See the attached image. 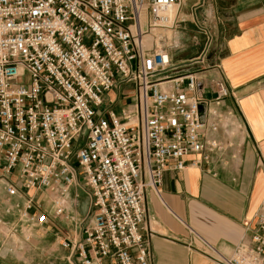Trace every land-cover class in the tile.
<instances>
[{"label": "built area", "instance_id": "built-area-1", "mask_svg": "<svg viewBox=\"0 0 264 264\" xmlns=\"http://www.w3.org/2000/svg\"><path fill=\"white\" fill-rule=\"evenodd\" d=\"M183 3L0 0L1 240L54 228L80 181L94 214L76 237L58 233L69 262L151 264L145 190L157 192L165 171L236 159L243 129L223 105L233 98L224 82L205 86L175 66L172 39L143 38L176 30ZM124 86L133 95L116 114L110 93ZM254 223L229 256L206 244L199 252L217 264H264V198Z\"/></svg>", "mask_w": 264, "mask_h": 264}, {"label": "crops", "instance_id": "crops-1", "mask_svg": "<svg viewBox=\"0 0 264 264\" xmlns=\"http://www.w3.org/2000/svg\"><path fill=\"white\" fill-rule=\"evenodd\" d=\"M187 3L180 6L178 21L194 25L196 21L209 40L174 33L178 48L169 51L172 62L181 70L199 72L205 86L222 80L233 94L223 105L234 112L243 133L237 142L238 156L231 160L226 155V166L213 160L183 172L165 171L157 192L145 190L142 235L149 240L151 264H217L203 256L200 248L206 244L221 257L229 256L253 232L264 198V0ZM178 53L183 56L174 58ZM197 59L200 63L189 66ZM119 92L110 96L117 101ZM132 95L131 87L120 112ZM79 188L85 198L79 201V193L70 189L65 218L57 220L55 229L32 228L0 239V264H72L58 244V233L76 237L79 225L94 214L88 190L80 181Z\"/></svg>", "mask_w": 264, "mask_h": 264}, {"label": "rangeland", "instance_id": "rangeland-1", "mask_svg": "<svg viewBox=\"0 0 264 264\" xmlns=\"http://www.w3.org/2000/svg\"><path fill=\"white\" fill-rule=\"evenodd\" d=\"M184 3L183 4H188L187 1L188 0H183ZM180 17L179 15L177 16V20H179ZM195 23L197 24V22L195 21ZM194 25V23H178L176 30L170 32V31H166V32H162V31H157V30H153L152 32H150V34H148L147 39H154V40H161L162 42L160 43L161 45H169L170 44V40L172 39V36L174 33H185V36L189 37V38H196L197 40H202L203 39V34L201 33V31H199L197 25ZM167 39V41H166ZM173 51H177V50H171V53ZM183 56V53H178L176 54V56L174 58H178ZM26 78H24L25 80ZM131 87L129 86H124L122 87V89L119 92V99L116 101V103L114 104V106L112 107V110L118 114L120 112V110L122 108L125 107V99L128 96V93L130 92ZM112 99V97H111ZM76 189V192L79 193V196L77 197L79 201H83V199L85 198V194L81 193L82 191L80 190L79 186H75L72 187V189ZM46 195V194H45ZM75 195L73 194V197ZM75 198V197H74ZM42 203H45V205H47V202H44L45 199H43V197L40 198ZM47 208L49 209V207L47 206Z\"/></svg>", "mask_w": 264, "mask_h": 264}, {"label": "bare ground", "instance_id": "bare-ground-1", "mask_svg": "<svg viewBox=\"0 0 264 264\" xmlns=\"http://www.w3.org/2000/svg\"><path fill=\"white\" fill-rule=\"evenodd\" d=\"M176 10H177V6H175L172 10H171V14H175L176 13ZM140 21H141V28L145 22V12H142L141 13V18H140ZM158 31V30H157ZM148 35L147 36H144L143 38L145 39V42H147V39Z\"/></svg>", "mask_w": 264, "mask_h": 264}]
</instances>
